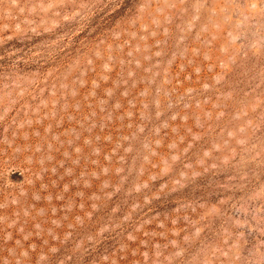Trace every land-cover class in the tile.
I'll return each instance as SVG.
<instances>
[{
    "label": "rangeland",
    "instance_id": "rangeland-1",
    "mask_svg": "<svg viewBox=\"0 0 264 264\" xmlns=\"http://www.w3.org/2000/svg\"><path fill=\"white\" fill-rule=\"evenodd\" d=\"M0 264H264V0H0Z\"/></svg>",
    "mask_w": 264,
    "mask_h": 264
}]
</instances>
